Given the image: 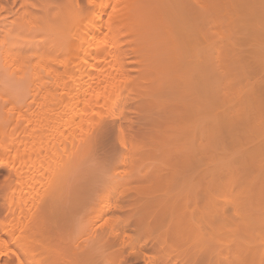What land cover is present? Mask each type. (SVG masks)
Instances as JSON below:
<instances>
[{"label": "bare ground", "instance_id": "obj_1", "mask_svg": "<svg viewBox=\"0 0 264 264\" xmlns=\"http://www.w3.org/2000/svg\"><path fill=\"white\" fill-rule=\"evenodd\" d=\"M3 4L0 3V9H4L0 11V42L8 37L18 38V42L11 52L0 43V169H7L8 182L15 183L18 188L10 195H3L0 191V211L5 206L11 214L19 209L20 217L27 216L37 231L47 230L49 225L51 231L49 223L52 220L61 224L63 236L57 235L58 226H54L56 233L51 231L49 245L52 248V240H55L54 243L61 244L62 248L58 249L59 245L53 243L59 252L63 247H67L63 249L66 253L73 249V253L68 252L67 256L74 254L69 258H75V264L86 258L100 264L108 247L115 249L123 230L132 225L137 232L138 229L143 231L141 220L150 216L151 211H156L155 215L158 211L170 212L169 216H164L170 217V221L178 215L179 212L172 214L178 209L188 211L186 206L191 204L192 190L200 192L201 189L206 195L204 207L215 214L222 205H226V209H219H223L222 213L234 212L238 219L235 222L230 214L232 219L220 216L225 222L228 220L229 226L234 223L235 229L240 231L251 228L256 232L264 231V0H95L94 5L88 0H6L10 18L4 15ZM55 4L81 5V18L75 21L70 7L61 9L59 23L48 33L49 42L41 44L42 37L29 31L26 20L41 13L47 18L54 11L47 6ZM198 4L204 5L205 9L197 7ZM32 5L36 8L33 9ZM259 7L261 12L258 15L256 8ZM101 40L105 43H98ZM18 53L26 54L30 59L21 58ZM10 56L18 57L19 63L13 65ZM130 68L137 71L133 90L142 89L139 99L136 93L130 94L120 107L122 93L127 88L114 95L109 89V95L103 100L94 96L111 79H123L130 85ZM133 103H138V108L143 104L145 110H150V106L151 109L158 106L155 108L158 110L164 105L163 110H171L173 115L171 118L167 112L165 117L172 120L170 124L165 120L167 124L161 123L163 126L159 129L161 120L159 122V118L152 116L157 111L150 110L152 117H148L153 119L156 127L150 122L151 129L144 127L147 124L145 115L144 119L140 118L145 124L138 120L142 129H132L128 112ZM170 106L175 109L173 113ZM93 113H99L101 121L104 118L107 122L102 133L109 139L106 151L111 153L112 173H127L107 184L101 183L91 167L92 156L99 154L97 145L101 139L100 127H97L101 121L91 126L97 118ZM121 127L130 132L128 150L117 149L115 144L114 133ZM12 150L14 154L11 156ZM154 179L162 184L171 181V186L164 184L168 187L165 195L163 192L161 196L153 194L156 198L153 199L151 194L144 196V200L139 195L142 204L141 200L133 204L128 197L129 185L137 181L155 183ZM202 180L204 190L198 187L204 183L199 182ZM31 181L29 188H21ZM241 184H248L247 194L243 197L236 195ZM152 186V192L158 188ZM183 195L185 198L181 197ZM196 198L194 196L193 200ZM194 207L191 204L192 212H188L199 214L200 208ZM183 214L185 217L190 213ZM109 215L119 217L117 225L114 228L97 227V222L102 223ZM195 216L194 232L187 234L192 236L195 233L193 240L199 241L197 243L202 248L209 237L207 240L201 237V228L200 232L195 228L199 225L196 220L201 218ZM138 219H141V225ZM179 220L185 222L184 218ZM225 222L222 223L224 226ZM136 223H139L138 227ZM190 225L186 227L188 231L193 227ZM227 227L223 228L227 233L222 234V231L220 234H228ZM231 230V240L239 238L240 234L234 235L239 230L234 233ZM5 232L0 222V261L3 256L12 258L13 255L16 262L7 264L38 263L40 258L41 264L43 259L45 261L46 258L41 257L44 251L33 255L37 249L32 250L31 246L27 247L29 244H25L27 251L23 246L19 247L27 254V260L31 259L25 263V259L18 257L10 246L17 244L18 240V246H21L24 244L22 240L28 242L27 237L10 233L7 242L1 239ZM140 232H134L137 237L133 243L138 247L144 242L138 237ZM53 234L54 239L51 238ZM45 237L49 238V235ZM147 238L145 243L149 241ZM68 239L73 240L72 247ZM65 240L70 245L65 244ZM190 240L193 248L199 247ZM236 241L240 242L239 239ZM210 243L207 247L210 250L206 252L216 253L217 248ZM119 244L117 247L122 252L123 246L120 248ZM48 250L46 252H50ZM202 251L200 254L205 258L207 254ZM260 251L263 250L260 248ZM116 252H108L104 260L112 259L114 264L122 254L117 258L116 254L114 260L109 253ZM259 252L255 255L258 256ZM69 260L72 259H68L70 263Z\"/></svg>", "mask_w": 264, "mask_h": 264}, {"label": "rangeland", "instance_id": "obj_2", "mask_svg": "<svg viewBox=\"0 0 264 264\" xmlns=\"http://www.w3.org/2000/svg\"><path fill=\"white\" fill-rule=\"evenodd\" d=\"M11 2H12V0H10ZM0 3L1 4H3L4 6H5V16H7L8 18H10V16H11V13H10V11L8 10V5H6V0H0ZM259 9H260V7L259 8H256V12H257V14L259 15L260 13L259 12H261V9H260V11H259ZM239 39V38H238ZM237 39V40H238ZM241 39H243V38H241ZM243 40H245V39H243ZM242 41V40H241ZM241 41H239L240 43H241ZM243 43V42H242ZM244 44V43H243ZM245 47H247V46H245ZM245 47H244V49H245ZM249 48V47H248ZM247 49V48H246ZM247 53V52H246ZM249 55V54H248ZM18 56L19 57H21V58H25L27 55L26 54H21V53H18ZM250 56V55H249ZM248 57V56H247ZM250 58V57H249ZM250 62V61H249ZM253 63V62H252ZM252 63H250V65H252ZM253 66V65H252ZM251 66V69L253 68ZM255 66V65H254ZM255 69V68H254ZM257 69V68H256ZM255 69V70H256ZM252 71H254V70H252ZM257 71V70H256ZM255 72V71H254ZM253 72V73H254ZM128 73H129V80H130V82H131V84H130V87H127V89H126V92H124V93H122V97H121V101H120V107L121 106H123L124 105V103L127 101V99L129 98V95L130 94H135L136 93V95H137V98L139 99V93L142 91V89H140V90H137V92H136V89H134L133 90V86H134V83L135 82H133V80L135 79L136 80V75H137V71L135 70V69H129V71H128ZM129 82V83H130ZM139 103V102H138ZM138 103H133V104H131L130 105V109H129V112L128 113H130V116L131 117H129V118H131L130 120H132V129L133 128H135L137 131H139L140 129H142L141 127H142V125H141V123L139 122L140 120H141V122H144L143 124H145V120L143 121L142 119H146L147 121V124L146 125H144V127H146V126H148L149 127V129H151L152 127L150 126L151 124L154 126V127H156L155 125L156 124H154L155 122H152L151 120H153V119H150V117H152L153 116V118H159L157 121H159L160 122V120H161V122H160V126L158 127L159 129H161V126H163V125H161V123H163V124H165L166 123V121L165 120H167V123H169L170 124V120H172L171 118V116H173L171 113H170V111H166L167 109H165V110H163V106H161L160 108L161 109H158V110H155V108H159L158 106L156 107L155 106V108L154 109H151L150 107H149V109L151 110V112H152V110H154V112L153 113H155V111H157V114H153L152 116H150V114H152V113H150V110H148V109H144V107H143V104L141 105V107H143L142 109L144 110H142L141 109V107L140 108H138L137 106H139L140 105V103H139V105H137ZM147 105V104H146ZM146 105H144L145 107H146ZM165 105H167V104H165ZM168 106V105H167ZM169 107V106H168ZM171 107V106H170ZM153 108V107H152ZM172 108V113L174 112V110L175 109H173V107H171ZM142 110V111H141ZM148 110V111H147ZM164 112H163V111ZM145 111H146V113L147 112H149L148 114H146L145 113ZM162 111V112H161ZM168 112V113H167ZM142 113V114H141ZM145 113V114H144ZM170 114V115H168V116H170L171 118L168 120L166 117H167V114ZM132 114V115H131ZM138 114V115H137ZM141 114V115H140ZM161 114H163V115H161ZM166 115V117H165V115ZM129 115V114H128ZM134 115V116H133ZM135 115H136V117H135ZM146 115V116H145ZM155 115H157V116H155ZM161 115V116H160ZM140 116V117H139ZM143 116H145L144 118H143ZM148 116H150V117H148ZM105 117V116H104ZM164 118V120L162 121V118ZM101 116H98L94 121H93V123L91 124V126L93 127V126H96L100 121H101ZM140 118H142V119H140ZM161 118V119H160ZM169 118V117H168ZM133 119H135V120H133ZM106 120V119H105ZM139 120V121H138ZM150 120V121H149ZM103 121H104V118H103ZM134 121V122H133ZM137 121V122H136ZM155 121V120H154ZM170 121V122H169ZM105 122V121H104ZM148 122H150V125H148L149 123ZM105 123H107V122H105ZM134 123V124H133ZM166 123V124H167ZM136 124V125H135ZM158 124V123H157ZM100 125V124H99ZM107 125V124H106ZM134 126V127H133ZM97 127H100V126H97ZM147 127V128H148ZM138 128H139V130H138ZM147 128H146V130H147ZM134 129V130H135ZM145 129V128H144ZM143 129V130H144ZM148 129V130H149ZM157 128H155V130H156ZM47 131H49L48 129H47ZM103 131H100V133H101V139L99 140V142H98V145H97V148H98V150H99V153L100 152H103V151H106L107 150V144L109 143V139H108V137L107 136H104L103 135V133H102ZM98 133V132H97ZM14 154V151L12 150V152H10V155L12 156ZM8 156V155H7ZM5 176H7L8 178H9V174H8V171H7V169L6 168H2V169H0V191H1V194H3V195H10V194H12V192L15 190V188L17 187L18 188V185H15V183L14 184H10L9 182H8V179L7 180H5L4 179V177ZM152 180V179H151ZM150 180V181H151ZM147 181V180H146ZM154 181H155V179H154ZM166 181H168V180H166ZM166 181H163V183L165 184H167V185H169V186H171L170 184H171V181L169 182V184H168V182H166ZM33 181H31L30 183H28V184H25L23 187H21V188H29V186L31 185V183H32ZM141 182V181H140ZM140 182H138L137 181V183L136 182H134V183H132L131 184V186L129 185V187L132 189H130L129 187H128V189L131 191V194H130V191H129V193H128V197L130 198V199H132V200H130L132 203L134 202V203H136L137 201H138V203L140 202L139 200H141V203L140 204H142V199L144 198V196H151V194H152V196L151 197H153V199H156V198H154V195L153 194H155V197H156V194H157V196H161V194H162V192L164 193V192H167L168 191V187L167 186H164V184H162V183H160L161 181H158V180H156L155 181V183H154V185H153V183H151V182H144V181H142L143 183H140ZM199 182H204L203 180L202 181H199ZM92 183H94V182H92ZM195 183V182H194ZM196 183H198V181L196 182ZM136 184V185H135ZM147 186H146V185ZM150 184H152V185H150ZM174 184H177V182L176 183H174ZM174 184H173V187H172V189L174 188ZM180 184H181V182H180ZM202 183H200V186H198V187H202V189L204 190V184H205V182L201 185ZM42 185V184H41ZM44 185V184H43ZM42 185V186H43ZM139 185V186H138ZM140 185H142V187L140 186ZM157 185V187L159 188H155V191H153L152 192V190L154 189V188H151L150 186H152V187H154V186H156ZM159 185V186H158ZM162 185V188L160 187ZM199 185V184H198ZM137 186V187H136ZM143 186H146L147 188H148V190L149 189H151L150 191H148L147 190V193H145L146 192V189L147 188H145L144 187V189H145V191H144V189H141V188H143ZM164 186V187H163ZM176 186V185H175ZM180 186V185H179ZM195 186H197V185H195ZM136 187V188H135ZM150 187V188H149ZM166 187V188H165ZM181 187H183V184L181 185ZM198 187H196V188H198ZM140 188V189H139ZM161 188V189H160ZM178 188V187H177ZM180 188V187H179ZM196 188H194V189H196ZM139 189V190H138ZM158 191H157V190ZM167 191H166V190ZM171 188L169 189V191H171L172 190ZM182 189H184V187L182 188ZM136 190V191H135ZM161 190V191H160ZM163 190V191H162ZM176 190V189H175ZM137 191L139 192V193H137ZM144 191V192H143ZM157 191V192H156ZM160 191V192H159ZM179 191V190H178ZM193 191V193H195V194H193L194 196H195V198H196V196H197V198L199 199V198H201L202 199V202H201V199L200 200H198L197 198V200L195 201V199L193 200V198H194V196L191 194V196L193 197H191L189 194L190 193H188V195L192 198H190L189 197V201H191V202H189V203H191L192 204V208H193V206H195L194 208H197V206L200 208L199 209V211H198V213L199 214H197V213H191L192 212V209H190L191 208V204H190V206H189V204L186 206L187 207V209H189L191 212H188V211H181L180 209H178L179 211H175V212H173L172 214H174V213H178V215H176L175 217L173 216L172 218L174 219H172L171 221H170V217H168L169 216V214H170V212H162V211H158V215L156 214H154V212L155 213H157L156 211H151L150 212V216H144V218H142L141 216V218H142V220L144 219V221H142L141 219V223L143 224V231H139V229H138V232H140V235L141 234H143V235H138V237H142V241H144L143 243H142V245L140 246V247H138L137 245V250H140V249H142V250H144V251H147L148 252V254L149 255H151L152 256V258L155 260V261H157V264H259L260 262H261V260H263L261 263L262 264H264L263 262H264V255L262 256V254H264V231H262V230H257V232L255 231V229L253 230V228H251V229H249L247 232L249 233H247L246 234V231L245 230H242V231H240L239 229V231L237 230V229H235V226H234V223H229L230 224V226L228 225V220L226 219V222L224 221V219L225 218H220V216H227L226 218H228L230 215H232V218H233V216L235 215V213L234 212H232L231 211V213L230 212H228V213H222V211H223V209H221L222 211H220L219 209L220 208H222V207H224L225 208V206H221L220 207V205H219V209L217 208V212L219 211L220 213H221V215H219L218 213H216L215 214V212L214 211H210L209 209H207V207H204V201L203 200H205V197H206V195L204 196L203 195V192L201 191V189H200V192H199V190L198 191H196V190H192ZM199 192V193H201V195H199V193H197L198 195H196V192ZM141 192V193H140ZM143 192V193H142ZM150 192H152V193H150ZM156 192V193H155ZM160 193V195H159V193ZM133 193V194H132ZM149 193V194H148ZM169 193V192H168ZM172 193H174V192H172ZM205 193V192H204ZM135 194V195H134ZM171 194V193H170ZM139 195H141L142 196V199H141V197H139ZM164 195H165V193H164ZM167 195H169V194H167ZM174 195V194H173ZM186 195V194H185ZM204 197H203V196ZM139 197V198H138ZM145 197V198H146ZM174 197V196H173ZM181 197H184V195L183 196H181ZM186 197H187V195H186ZM138 198V199H137ZM185 198V197H184ZM183 198V199H184ZM208 198V197H207ZM207 198H206V200H207ZM136 199V200H135ZM150 199H152V198H150ZM182 199V200H183ZM144 200V199H143ZM146 200V199H145ZM185 201L187 200V199H184ZM112 201H114L113 199H112ZM184 201V202H185ZM199 201V202H198ZM183 201H182V204L184 203ZM192 202H197L198 204H195V203H192ZM133 203V204H134ZM203 203V204H202ZM140 204H138V205H140ZM185 204H186V202H185ZM195 204V205H194ZM201 204V205H200ZM182 206H184V205H182ZM201 206V207H200ZM228 206V205H227ZM190 207V208H189ZM202 207H203V209H202ZM185 208V207H184ZM206 208V209H205ZM228 208V207H227ZM160 209V208H159ZM202 209V210H201ZM204 209H205V211H204ZM226 209V208H225ZM186 210V209H185ZM229 210H230V208H229ZM197 211H195V212H197ZM201 211V212H200ZM234 211V210H233ZM19 212H20V210L19 209H17L14 213H9V210H8V208H7V206H5L3 209H1V211H0V222H2V226L3 227H5V229H6V232L5 233H2V238L1 239H3L4 241H7V242H9V239H10V236H9V234L11 233V235H19V234H23V235H25L26 237H27V239H28V242H25V240H22V242L24 241V244H21V246H18L19 244V240H18V242H17V244H14V243H12V245L10 246V244H9V246L11 247V249H13V250H15V252L17 253V255H18V257H20L22 260L23 259H25V263H28L29 261H31V259L29 258L28 260H27V254L25 255L24 254V252H23V250H26L27 249V247L28 246H31V247H29L30 249H32V250H34V249H37V250H34V252L32 251V250H30V252L33 254V255H35L36 253L38 254V253H40L41 251L43 252V254L42 253H40V254H42L41 255V257H45L46 259L49 257V253L53 256H51L50 255V257L48 258V260H46L45 259V261L43 262V260H42V264H51L52 262V264H54V262L56 263V264H72V261H73V259H75V258H69L70 256H72V257H74L73 255H71L70 254V256H67L68 254V252L70 253H73V249L71 250L70 249V247H69V249L71 250V251H68L67 253L63 250V249H66L67 247L63 244V240H61L62 241V244L66 247V248H64L63 247V251L64 252H62V250H60L61 252H59V250L58 249H61L62 247H60V245H59V247H57L58 249H56V248H54V247H56V246H58L57 245V242L56 243H54L55 242V240H52V239H54L53 237H55L54 236V234H53V236L51 237L52 239V241H53V243H54V245L56 244V246H54L53 247V243H51V246H52V248L50 247V245H49V239H50V233H51V231H53L54 233H56L54 230L56 229V231H58L57 232V235H59L60 236V234H61V236H63L62 235V233H64V227L61 225V224H56V223H54L53 221L54 220H52V221H50V223L49 224H51V226H52V229H53V227L55 226H58V227H54V229L52 230L51 229V227H50V229H51V231L49 230V226L47 227V230H45V229H42V230H40V231H37L36 229H35V227H33L32 225V223H30L29 222V220H28V217L27 216H22V217H20V214H19ZM185 213V215H187L188 213H190V214H188V216H185V217H187V220L188 219H191L190 220V222H188L187 220V222L185 221V217H183L184 216V214L183 213ZM194 212V211H193ZM203 212H205V213H203ZM212 212V213H211ZM183 215H182V214ZM187 213V214H186ZM203 214V215H205L204 216V218H203V216H201L200 214ZM213 213H214V215H213ZM232 213H234V214H232ZM142 214V213H141ZM145 215L147 214V212L146 213H144ZM159 214H160V216H159ZM162 214V215H161ZM192 214H194V216H195V218L197 219H199V218H201L200 220H196L198 223H199V225H197V227H195V228H198V232H200L199 230H200V228H201V232H200V234L202 233V236L201 237H203L204 239H208V237H209V239H208V241H206L207 243L206 244H204L203 245V247L202 248H200L201 246L197 243V242H199V241H197V242H195L194 240H193V237L195 236V233H193L194 235H192V236H189V234H187V233H192V231L194 232V230H193V228H194V226L196 225V223H195V221L193 220V217H192ZM230 214V215H229ZM165 215H168L167 217L169 218V220H167V217H164ZM180 215V217H183L184 218V221L185 222H182L181 220H179V219H182L183 220V218H177L178 216ZM217 215H219V216H217ZM143 216V215H142ZM210 216H213V217H210ZM154 217V218H153ZM164 217V218H163ZM217 217H219V218H217ZM237 216H234V218L232 219L231 218V216H230V218L232 219V220H234V222L236 221V218ZM146 218V219H145ZM208 218V219H207ZM176 219H178V221L176 220ZM212 221H214V222H211V220ZM215 219V220H214ZM216 219H218V221H216ZM140 220L138 219V221L137 222H139L140 223ZM176 220V221H175ZM206 220H208V221H206ZM210 220V221H209ZM222 221L223 220V222H221L220 223V221ZM168 221H170V223L168 222ZM172 221H175L174 222V224H173V222ZM179 221H181V223L179 222ZM215 221L216 222H218V223H215ZM237 221H238V219H237ZM194 222V224H192ZM226 223V225L224 226V224H222V223ZM54 223V224H53ZM138 223V224H139ZM141 223L139 224V225H141ZM177 223V224H176ZM180 223V224H179ZM184 223V224H183ZM186 223V224H185ZM190 223L192 224V225H190ZM197 223V224H198ZM216 225H215V224ZM220 223V224H219ZM236 223H238V222H236ZM235 223V224H236ZM135 224V223H134ZM133 224V225H134ZM138 224L136 223V225H137V227H138ZM190 225V226H193L192 227V229H189L190 231H188L187 230V228L189 227L188 225ZM135 225V226H136ZM171 225H173V227L171 226ZM175 225H177V226H175ZM181 225V226H180ZM220 225V226H219ZM221 225H222V227L223 228H226V226H228L227 227V231L230 233V231L229 230H231V229H233V230H231V232L232 233H234V232H236V231H238V232H240V233H238V232H236V233H234V235H237V234H240L239 235V238H237V239H239V243H237V239L236 240H233V241H236L235 243L231 240V238H232V236L233 235H230L229 233L228 234H225L224 236L222 235V234H224V233H227L226 232V230L224 229L223 230V228H221ZM184 226V227H183ZM188 226V227H187ZM218 226V227H217ZM63 227V228H62ZM129 227H130V229H129ZM128 227V230H123L122 231V233L123 232H125V231H128V232H131V233H133V234H135V233H138L137 232V230H135L136 228L134 227V226H129ZM131 227L133 228V229H131ZM140 227V226H139ZM175 227H178L179 229H175ZM180 227H182V228H180ZM187 227V228H186ZM211 227L213 228V230L211 229ZM140 228H142V227H140ZM186 228V230L188 231H186V230H184V229ZM191 228V227H190ZM229 228H231V229H229ZM236 228H237V226H236ZM246 228V227H245ZM59 229H60V231H61V233H60V231H59ZM126 229V228H125ZM182 229V230H181ZM215 229V230H214ZM219 229H220V231H219ZM135 230V231H134ZM175 230V231H174ZM177 230V231H176ZM218 230V231H217ZM252 230V231H251ZM179 231V233H177ZM181 231H184L183 233L181 232ZM216 231L218 232V233H216ZM223 231V232H222ZM245 231V232H244ZM255 231V232H254ZM52 232V233H53ZM135 232V233H134ZM196 232V231H195ZM204 232H206V233H204ZM208 232V233H207ZM222 232V234H220ZM48 233V234H47ZM59 233V234H58ZM121 233V234H122ZM197 233V232H196ZM243 233H245L244 235H243ZM49 235V238L48 237H45V236H47V235ZM144 234H145V236L146 237H144L145 239L147 238V243H145V239H143V236H144ZM197 234H199V233H197ZM204 234V235H203ZM206 234H208V235H206ZM215 234H216V236H215ZM241 234H242V237H241ZM123 235V234H122ZM58 236V237H59ZM153 237V238H151L150 239V237ZM173 236H174V238H173ZM178 236V237H177ZM223 236V237H222ZM238 236V235H237ZM136 237H137V235H136ZM154 237H155V239H154ZM189 237H191V238H189ZM196 237V236H195ZM229 237L230 239L229 240H227V238ZM241 237V238H240ZM48 238V239H47ZM57 238V237H56ZM55 238V239H56ZM67 238V237H66ZM198 238V237H197ZM196 238V239H197ZM188 239L190 240V239H192L195 243H197L198 245H199V247L198 246H196L195 248H193L189 243L191 242V240H190V242H188ZM195 239V240H196ZM202 239V238H201ZM210 239H212V240H210ZM233 239V238H232ZM49 240V241H48ZM141 240V239H140ZM150 240H152V241H150ZM231 240V241H230ZM256 240V241H255ZM57 241H59V239H57ZM60 241V242H61ZM68 241L70 242V244H67V240H65L64 241V243L65 244H67V245H70L71 247H72V239L71 240H69L68 239ZM119 241V243H121L120 241H122V238H121V240H118ZM118 241H117V243H118ZM156 241V242H155ZM201 241H203V240H201ZM212 242L213 243V246L212 247H216L217 248V250H216V248L215 249H213V250H216V253H215V251H212L213 252V254H212V252H209V254L206 252V251H208V250H210V248L207 250V247H209L210 245H211V243L210 242ZM213 241H215V242H213ZM68 242V243H69ZM204 242V241H203ZM118 243V244H119ZM144 243H145V245H144ZM150 243H152V244H150ZM200 243V242H199ZM257 243V244H256ZM260 243V247H256V245H258ZM25 244H29V245H27V247L25 248V246H23V245H25ZM49 245V247H47L48 245ZM117 244V245H118ZM192 245L194 244V243H191ZM208 244H210V245H208ZM40 245H42L43 246V248L44 249H46L47 248V250L48 249H50V252H46L47 250H42L43 248H42V246H40ZM117 245H116V247H115V251H117L115 254H113V253H109V254H111V256H113V258L115 257V255H116V258L119 256V255H121L122 254V256L120 257L119 256V258H117L118 260H116L115 258H114V260H116L115 261V263L117 264V262L120 260V258H122V257H126V253H122L121 251L119 252V246L117 247ZM120 245V248H121V244H119ZM149 245H151L150 247H148ZM159 245V246H158ZM202 245V244H201ZM229 245V246H228ZM23 246V250L21 251V249L19 248V247H22ZM40 246V248L38 249V247ZM159 247V248H158ZM162 247V248H161ZM200 249V251L198 252L197 250H199L198 248ZM211 247V248H212ZM255 247V248H254ZM34 248V249H33ZM42 248V249H41ZM109 248V250L108 249H106V253H105V255L108 253V252H115L114 250H112L113 249V247H108ZM205 248H206V250H205ZM260 248H261V250H263V251H260ZM41 249V250H40ZM53 249V250H52ZM118 249V250H117ZM201 249H203V253H205V255L207 254V256L209 255H211V257H203V256H201V254H200V252H201ZM40 250V251H39ZM56 250V251H55ZM156 250H157V252H161L160 254H162V255H160L159 253H157L156 252ZM160 250V251H159ZM212 250V249H211ZM220 250V251H219ZM232 250V251H231ZM253 250V251H252ZM27 251V250H26ZM49 251V250H48ZM54 251V252H53ZM164 251V252H163ZM263 252L262 254L260 253V252ZM218 252V253H217ZM221 252V253H220ZM256 252H257V254H258V252H259V255L257 256V255H255L256 254ZM53 253V254H52ZM121 253V254H120ZM203 253H202V255H203ZM211 253V254H210ZM30 254V253H29ZM36 254V255H37ZM113 254V255H112ZM218 255V256H214V255ZM252 254V255H251ZM261 254V255H260ZM39 255V254H38ZM105 255H104V258L102 259L103 261H105L104 259H105ZM124 255V256H123ZM253 255H255V256H257L258 258L260 257V256H262L259 260H258V258H256V260H255V256H253ZM14 256V257H13ZM12 256V258H9V257H7V256H3V258L1 259V261H0V264L2 263V264H7V263H14V262H16V256L15 255H13ZM26 256V257H25ZM213 256V257H212ZM253 256V258H251L250 259V257H252ZM36 257V256H35ZM37 258V257H36ZM109 258V257H108ZM112 258V257H111ZM34 259V258H33ZM32 259V260H33ZM68 259H72V260H69V261H71L70 263L68 262ZM135 259H137V261H140L141 260V257H136ZM167 259V260H166ZM169 259V260H168ZM36 260V259H35ZM40 260H41V258H40ZM40 260H39V262H40ZM54 260V261H53ZM112 260V259H111ZM110 260V261H111ZM113 260V261H114ZM258 260V261H257ZM27 261V262H26ZM103 261H100V264H101V262H103ZM107 261H109L108 259H107ZM253 261H255V262H253ZM38 262V263H39ZM48 262H51V263H48ZM76 263V260H74L73 261V264H75ZM112 262V261H111ZM37 262H29L28 264H38ZM114 263V264H115ZM39 264H41V262L39 263Z\"/></svg>", "mask_w": 264, "mask_h": 264}, {"label": "snow or ice", "instance_id": "obj_3", "mask_svg": "<svg viewBox=\"0 0 264 264\" xmlns=\"http://www.w3.org/2000/svg\"><path fill=\"white\" fill-rule=\"evenodd\" d=\"M90 5L95 4V0H88ZM104 5L101 4V7ZM33 9L36 8V5L31 6ZM43 7V6H42ZM50 9H53L47 18L44 17V14L41 13L33 17L32 19L26 20V25L29 31L35 32L39 34L42 39L40 41L41 44H47L49 42L48 33L53 30L54 25L59 23L61 19V12L60 10L66 7H70L72 12L73 19L78 21L81 18V14L83 12V7L79 4H74L71 6L62 5V4H55L47 6ZM197 7L201 8L202 10L205 9L204 5L198 4ZM4 9H0L3 11ZM18 42V38L15 37H8L5 41L0 42L3 43L6 47L5 50L11 52L16 48ZM98 43H105V41L101 40ZM95 46V45H94ZM12 64L15 65L19 63L18 57H11ZM25 59H30L29 57H25ZM130 87L127 82L123 79H111L110 83H106L103 89L100 92H95L94 96H96L99 100H103L104 97L109 95V89H111V94H116L121 90ZM101 109L103 110V104L100 105ZM94 117H98L99 113H93ZM105 130V122L102 120L100 123V128L98 131ZM115 135V144L117 149L123 148L124 150H128L129 148V137L130 132L126 129V127H121L118 132L114 133ZM111 153L109 151H103L99 154H94L91 158V167L93 168L96 177L101 181L102 184L109 183L112 179H118L122 175H127V173H112L111 167ZM262 167H264V163H262ZM5 180L8 179L7 176L4 177ZM251 181H249L250 183ZM248 191V184H241L239 186V191L236 193L237 196L243 197L247 194ZM119 221V217L109 215L106 219H103V222H97V227L99 228H114ZM119 235V234H118ZM137 234H133L131 232L125 231L122 235V246L123 252L126 253V257H122L117 264H157L151 255L148 254L147 251L142 249L137 250L133 241L136 239ZM2 254V253H0ZM136 257H141L140 261L135 259ZM78 264H97V261L94 259H82L78 262ZM101 264H112L111 261H103Z\"/></svg>", "mask_w": 264, "mask_h": 264}]
</instances>
